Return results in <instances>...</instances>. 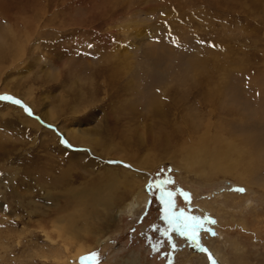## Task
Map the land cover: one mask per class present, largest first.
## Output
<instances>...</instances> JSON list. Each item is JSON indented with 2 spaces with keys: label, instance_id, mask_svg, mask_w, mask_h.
<instances>
[{
  "label": "rangeland",
  "instance_id": "374dc122",
  "mask_svg": "<svg viewBox=\"0 0 264 264\" xmlns=\"http://www.w3.org/2000/svg\"><path fill=\"white\" fill-rule=\"evenodd\" d=\"M8 24L31 32L23 56L0 64V97H11L0 98V264H81L92 252L96 264H211L209 252L264 264V187L204 182L177 165L219 129L264 181V0H0V38ZM70 123L100 135V148L70 141ZM159 135L171 150L155 146ZM112 178L127 180L108 193L112 209L80 204L75 190ZM161 190L174 193L172 212L201 218L208 252L174 230ZM83 211L72 237L61 222Z\"/></svg>",
  "mask_w": 264,
  "mask_h": 264
},
{
  "label": "bare ground",
  "instance_id": "6f19581e",
  "mask_svg": "<svg viewBox=\"0 0 264 264\" xmlns=\"http://www.w3.org/2000/svg\"><path fill=\"white\" fill-rule=\"evenodd\" d=\"M31 21V20H30ZM26 23V22H25ZM31 24V23H30ZM33 24V23H32ZM8 28H6V30H8L7 32H3V38L1 37V44H0V64L2 63V61H5L6 59L9 60V63L13 64V62L15 60H18V58L23 56V53H25V43L27 42L28 38H29V34L31 32V28L28 27V25L26 27H22L21 31L18 33L17 29L14 28V26L12 24H8ZM25 26V25H24ZM33 26V25H32ZM18 48V49H16ZM9 49L10 50V55H8L6 53V51ZM16 58V59H15ZM17 62V61H16ZM6 63V62H4ZM8 63V62H7ZM3 65V63H2ZM9 65V64H8ZM215 67V66H214ZM199 82H202L201 80ZM198 82H196L197 84ZM3 89H6L5 87H3ZM208 90V89H207ZM212 92V91H211ZM28 94V93H27ZM207 94V93H206ZM32 92H29V96H32ZM33 99V98H32ZM154 106V105H153ZM157 106V105H156ZM155 106V107H156ZM154 107V108H155ZM153 108V109H154ZM71 109V108H70ZM48 111V110H47ZM73 112H75L76 110L72 108ZM49 112H46V114H48V117H50L51 119H53L52 114H49ZM47 116V115H46ZM55 117V116H54ZM57 117V115H56ZM55 117V118H56ZM258 117V116H257ZM259 118V117H258ZM50 119V120H51ZM248 119V118H247ZM55 120V119H54ZM251 120V118L249 119ZM247 121V120H246ZM32 122V121H31ZM55 123V122H54ZM247 123V122H246ZM256 123V122H253ZM251 124V123H250ZM196 125V124H195ZM203 125V124H202ZM193 127L196 128V126L192 125ZM191 126V128H192ZM205 126V125H204ZM252 126V124H251ZM201 127V126H200ZM212 127V126H211ZM222 127V126H221ZM194 128V129H195ZM199 128V127H198ZM197 128V129H198ZM208 128V125H207ZM254 128V127H253ZM163 129V128H162ZM193 129V130H194ZM200 129V128H199ZM91 130V129H90ZM88 129V131H84L79 129L78 124L77 123H70L69 125H66V127L64 128V133L66 134V136L68 137V139L72 142H74V144H78V145H82V146H87L88 148L91 149V152L95 151L90 145L93 144L97 147L100 148L101 145V139H100V135H97L94 131H90ZM94 130V129H93ZM143 130V129H142ZM161 130V129H160ZM159 130V131H160ZM192 130V129H191ZM206 130V129H205ZM213 130V129H212ZM222 130V129H221ZM201 131V130H200ZM218 133L215 135H211L209 137H200L199 140H197L195 142L194 147L190 150H184V152H182L183 156L181 158V161L178 162L179 160H177V165L179 166V168L184 169L186 172H193L194 175L198 176L202 181L204 182H210L213 179L217 178L219 175H221L222 177H230L232 179H234L236 182L239 183H243L245 185H247L248 187H250L249 183H252L253 181H255L259 186H263L264 187V181L260 178H258L255 174V170H254V163L251 162L250 158L248 156H250V154H245L243 150L239 149V146L241 145V143L238 141V143H236L235 141H231L228 140L224 137V134H221V131L219 129L216 130ZM158 132V131H157ZM207 132V131H206ZM205 132V133H206ZM213 132V131H212ZM244 132V131H243ZM100 133V132H99ZM160 133V132H158ZM156 133V134H158ZM191 133V132H190ZM200 133V132H199ZM151 134V133H150ZM149 134V135H150ZM161 134V133H160ZM164 134V133H163ZM213 134V133H211ZM245 134V133H244ZM162 135V134H161ZM168 135V134H167ZM172 136V135H171ZM163 137V136H162ZM190 137V136H189ZM224 137V139H223ZM168 138V136H167ZM163 139V140H162ZM161 139L160 135L159 138L157 139V142L155 143V146H157V144L161 143L162 140V145H163V149H170L173 148L171 145V143L169 144L168 139H166L165 137H163ZM183 139V138H182ZM190 140V139H189ZM195 140V139H194ZM192 141V140H191ZM173 142V141H172ZM183 142V141H182ZM243 142V141H241ZM180 143V142H179ZM177 143H175L176 146ZM192 145V146H193ZM120 149L122 150V152H125L126 147L128 146V144H123V145H119ZM160 146V145H159ZM186 146V145H185ZM150 147L149 145L145 148ZM184 147V146H183ZM96 148V147H95ZM108 148H112L111 151H114V146H112V144H108ZM176 148H179L176 146ZM180 148H182L180 146ZM179 148V149H180ZM104 149V148H103ZM101 149L100 150V156H103L105 154L104 150ZM154 149V148H152ZM157 149V148H156ZM148 150V149H147ZM146 150V151H147ZM171 150V149H170ZM183 150V149H182ZM111 151H109L111 153ZM107 152V153H109ZM113 152V153H114ZM132 152V151H129ZM129 152L128 155H129ZM145 152V151H144ZM179 152V150H178ZM122 153V154H123ZM95 154V153H94ZM145 154V153H143ZM142 154V155H143ZM149 153L147 152V155ZM162 154V153H161ZM165 154V153H164ZM124 155V154H123ZM127 155V156H128ZM132 155V154H131ZM130 155V156H131ZM154 155V154H153ZM245 157H244V156ZM109 156V155H108ZM129 156V158H130ZM156 156V155H155ZM167 156V155H166ZM134 157V156H133ZM83 158V156H82ZM126 158V157H125ZM141 158V157H140ZM139 158V159H140ZM143 158V157H142ZM160 158V157H159ZM166 158V157H165ZM176 158V157H173ZM84 159V158H83ZM170 159V158H169ZM177 159H180L177 155ZM131 160V159H129ZM141 160V159H140ZM155 160V159H154ZM170 159V162L173 163V160ZM134 161V158H133ZM136 161V160H135ZM139 161V160H138ZM143 161L144 165L143 167L149 168L150 166H152V162L153 160H151V158H148L147 156L144 158ZM174 162H176V160H174ZM133 163V162H132ZM158 163V162H157ZM175 164V163H174ZM136 165V164H135ZM139 165V164H138ZM102 166V165H99ZM105 167V171H112L111 167L108 168L104 165ZM65 168V167H64ZM97 168V167H96ZM66 169V168H65ZM94 169V168H93ZM120 169V167H119ZM123 169V168H122ZM68 170V169H66ZM69 171V170H68ZM95 171V169H94ZM116 171V170H115ZM126 171V170H125ZM128 173V171H126ZM68 173V172H67ZM109 173V172H108ZM116 173V172H115ZM125 173V172H124ZM100 174V173H99ZM114 174V173H113ZM129 174V173H128ZM66 175V174H65ZM102 175V174H100ZM115 175V174H114ZM123 175V174H121ZM103 176H105L103 174ZM116 176V175H115ZM134 176V175H133ZM68 177V176H67ZM122 177V176H121ZM69 178V177H68ZM129 178V177H128ZM102 179V178H101ZM101 179H99L101 181ZM107 179V177H106ZM122 179V178H121ZM126 180V179H125ZM125 180L123 179L122 181H120V179H115L112 178L111 180H109V183H107L106 188H101L99 186H90L89 188H82L80 191H77V195H78V199L81 202L80 204L83 205L86 198L88 199V204L89 207L93 206V207H98L100 206L101 208H103V210L105 209V211H109V209L113 208V201L111 200V197L109 196L108 193L111 194V190L115 187L117 190V183L122 182L124 183ZM134 180V179H133ZM98 181V180H96ZM99 181V182H100ZM127 181V180H126ZM102 182V181H101ZM137 182V181H136ZM142 182V178L139 179V186H138V191L137 193L135 192L134 195L131 196L130 199V203H128L126 205L128 212H133V210L139 208L142 204V197H144L142 191H141V187L142 185L140 184ZM143 184V183H142ZM98 185V184H97ZM103 185V184H102ZM127 187H131L132 184H130V182H127ZM137 185V184H136ZM257 186V185H256ZM115 190V189H114ZM262 190V189H261ZM119 191V189H118ZM75 192V193H76ZM128 193L130 191H127ZM74 193V196H75ZM114 194V193H113ZM118 194V192H117ZM133 194V193H132ZM72 196V195H71ZM73 196V198H74ZM112 196V195H111ZM117 197H122L119 193V195H117ZM240 199V198H239ZM119 200V198H118ZM122 200V199H121ZM120 200V201H121ZM117 201V200H116ZM243 201V199H242ZM251 203V202H250ZM80 206V205H79ZM246 206V205H245ZM88 207V208H89ZM87 208V209H88ZM89 211V210H88ZM84 213H86V211H83L80 213V217L77 215L75 216V214H71L67 219H66V223L61 222L64 225L65 229L70 228L72 231V237L76 236L78 234V232H80L81 227H79V220H82L84 218ZM93 216V215H92ZM96 217V216H94ZM93 217V218H94ZM97 218V217H96ZM65 218H61V220H63ZM77 219V220H76ZM85 219V218H84ZM86 221V219L84 220ZM92 221V220H91ZM88 222V221H87ZM90 228L92 227V225L88 222ZM99 225V224H98ZM236 243V242H235ZM82 253L84 250L83 248H80Z\"/></svg>",
  "mask_w": 264,
  "mask_h": 264
},
{
  "label": "snow or ice",
  "instance_id": "6c2138e0",
  "mask_svg": "<svg viewBox=\"0 0 264 264\" xmlns=\"http://www.w3.org/2000/svg\"><path fill=\"white\" fill-rule=\"evenodd\" d=\"M4 99H11V97H0ZM15 103H20V101H15ZM25 111H29L27 108H25ZM65 142V141H62ZM237 192H244V188H236L233 189ZM173 195L171 191L167 190H161L159 199L161 200L162 204H164V211L166 213V218H169L170 221H178V225H174V230L180 231L182 235L188 236L193 242L194 246L202 252H208V249L201 247L199 243V235L198 230L201 228H204V224L201 223V218L196 216H186L184 212H180L179 214H176L172 212V209L174 208V202H173ZM185 199H188V194H184ZM204 219H207L210 224H215L216 221L214 219L205 217ZM206 232L210 233L211 235L215 236L216 233L211 229H205ZM208 259L211 261V264H218V262L213 258L212 254L208 253ZM91 260L92 264H96V261L98 260V253L92 252L89 253L86 256H81L80 261L81 264H84L85 261Z\"/></svg>",
  "mask_w": 264,
  "mask_h": 264
}]
</instances>
